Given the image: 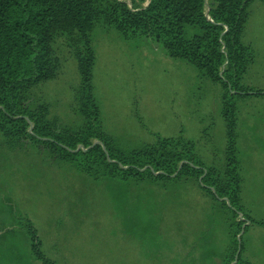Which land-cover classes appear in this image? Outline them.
I'll return each mask as SVG.
<instances>
[{"label":"rangeland","instance_id":"374dc122","mask_svg":"<svg viewBox=\"0 0 264 264\" xmlns=\"http://www.w3.org/2000/svg\"><path fill=\"white\" fill-rule=\"evenodd\" d=\"M241 41L255 52L242 83L264 90L260 0L250 4ZM93 43L94 94L107 133L129 146L157 134L182 136L194 141L205 166L225 164L223 107L231 92L199 76L186 60L167 56L151 38L125 40L114 28L97 27ZM60 49L57 77L35 92L63 124L74 125L81 122L70 107L78 72ZM234 101L241 201L253 219L264 221V95ZM200 192L192 180L164 187L94 180L67 165L44 162L30 147L7 150L0 140V264H43L32 257L19 217L31 219L54 264H219L230 241L225 214L218 201ZM242 242L244 260L250 250L264 262L263 225H249Z\"/></svg>","mask_w":264,"mask_h":264},{"label":"trees","instance_id":"16d2710c","mask_svg":"<svg viewBox=\"0 0 264 264\" xmlns=\"http://www.w3.org/2000/svg\"><path fill=\"white\" fill-rule=\"evenodd\" d=\"M129 1L131 7L126 0H0V140L7 150L30 147L44 162L67 165L94 180L154 187L195 181L200 194L218 201L225 214L230 241L219 264H250L242 255V237L249 225L264 226V221L253 219L241 201L234 98L264 95L242 83L255 59L252 46L241 41L254 0H148L145 6V0ZM97 27L114 28L125 40L151 38L167 56L186 60L199 76L231 92L223 107V166H205L194 141L182 136L157 134L129 146L103 129L93 85ZM61 47L78 72L70 107L81 122L74 125L63 124L35 92L57 77ZM15 220L30 238L32 257L54 264L41 249L31 219Z\"/></svg>","mask_w":264,"mask_h":264},{"label":"crops","instance_id":"0c3cea01","mask_svg":"<svg viewBox=\"0 0 264 264\" xmlns=\"http://www.w3.org/2000/svg\"><path fill=\"white\" fill-rule=\"evenodd\" d=\"M241 174H242V170H241ZM243 176V175H242ZM243 178V177H242ZM243 181H244V178H243ZM241 198H242V191H241ZM249 253H248V257L247 258H249L248 260H249V263L250 264H254V263H256V264H261V262L264 264V262L262 261V260H260L259 261V259L257 258V257H254V256H256L257 255V253L255 254L254 252H252V251H248ZM264 257V256H263Z\"/></svg>","mask_w":264,"mask_h":264},{"label":"water","instance_id":"95a60500","mask_svg":"<svg viewBox=\"0 0 264 264\" xmlns=\"http://www.w3.org/2000/svg\"><path fill=\"white\" fill-rule=\"evenodd\" d=\"M147 4H148V2L146 3V5H147ZM96 142H97V141H94V143H96ZM79 148H81V146H79L76 150H78ZM239 216H240V218L243 219L241 213H239ZM246 224H249V221H247V222L244 223V225L242 226V230H241L240 234L238 235V237L242 234V232H243V228H244V226H245Z\"/></svg>","mask_w":264,"mask_h":264}]
</instances>
